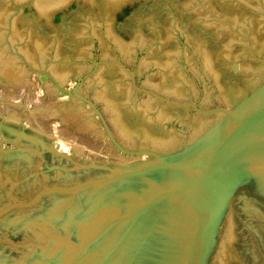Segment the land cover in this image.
Instances as JSON below:
<instances>
[{
  "label": "water",
  "instance_id": "1",
  "mask_svg": "<svg viewBox=\"0 0 264 264\" xmlns=\"http://www.w3.org/2000/svg\"><path fill=\"white\" fill-rule=\"evenodd\" d=\"M31 68L160 147L109 165L0 120V264H264V0H0V80Z\"/></svg>",
  "mask_w": 264,
  "mask_h": 264
},
{
  "label": "rangeland",
  "instance_id": "2",
  "mask_svg": "<svg viewBox=\"0 0 264 264\" xmlns=\"http://www.w3.org/2000/svg\"><path fill=\"white\" fill-rule=\"evenodd\" d=\"M61 87L69 93L61 94ZM0 120L47 135L49 146L64 155L109 165L152 159L160 147L123 138L86 77L76 74L56 77L31 68L23 83L0 80Z\"/></svg>",
  "mask_w": 264,
  "mask_h": 264
},
{
  "label": "bare ground",
  "instance_id": "3",
  "mask_svg": "<svg viewBox=\"0 0 264 264\" xmlns=\"http://www.w3.org/2000/svg\"><path fill=\"white\" fill-rule=\"evenodd\" d=\"M140 160V159H139Z\"/></svg>",
  "mask_w": 264,
  "mask_h": 264
}]
</instances>
